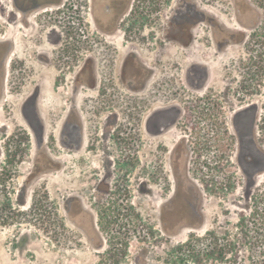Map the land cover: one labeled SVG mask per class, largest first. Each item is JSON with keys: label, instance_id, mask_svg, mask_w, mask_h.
I'll list each match as a JSON object with an SVG mask.
<instances>
[{"label": "flooded vegetation", "instance_id": "af4514ba", "mask_svg": "<svg viewBox=\"0 0 264 264\" xmlns=\"http://www.w3.org/2000/svg\"><path fill=\"white\" fill-rule=\"evenodd\" d=\"M5 1L0 139L39 150L27 175L61 170L64 159L50 153L55 144L83 177L85 195L68 198L72 206L105 207L108 199L118 205L130 189L148 192L154 203L160 183L168 215L177 204L178 220L198 230L207 221L208 195L227 219L238 180L242 202L257 199L264 122L259 138L243 136L253 123L250 104L241 106L228 119L232 136L220 138L222 110L235 99L230 88L221 96L206 88L212 58L252 30L250 0H85L82 25H75L69 0ZM185 59L184 69L173 66ZM203 125L211 131L206 139ZM205 141L213 144L217 182L197 189L188 168L203 158ZM3 148L4 166L19 160Z\"/></svg>", "mask_w": 264, "mask_h": 264}, {"label": "rangeland", "instance_id": "374dc122", "mask_svg": "<svg viewBox=\"0 0 264 264\" xmlns=\"http://www.w3.org/2000/svg\"><path fill=\"white\" fill-rule=\"evenodd\" d=\"M69 1L76 6L75 25L84 24L85 0ZM250 3L252 30L245 32L247 37L230 46L222 58H212V78L206 87L219 92V96L223 89L230 88V97L235 99L233 107L227 109L225 105L222 110V139L232 136L228 119L233 109L239 113V107L250 104L248 116L253 124L243 130V136L259 138L264 122V0ZM206 4L211 5L210 1ZM6 5L0 0V26L6 24ZM186 62L173 66L182 70ZM202 128L206 139L211 131L206 125ZM52 129L49 136L57 132L56 127ZM7 138L4 135L0 139V147H6L4 154L20 158L14 157L16 163L12 161L7 167L0 159V264H264V174L256 177L253 197L256 194L257 199L246 204L235 169L239 182L228 219L221 216L220 204L210 194L205 197L207 221L203 230H198L196 225L178 220L179 213L174 212L180 210L177 204L170 207L174 215H168L160 183L154 203L148 192L130 189L129 197L118 205L108 199L105 207H74L68 198L84 197V182L70 167L67 151L54 144L50 153L64 159L61 170L30 176L27 174L39 150L34 145L24 150L8 143ZM212 145L205 141L203 158L189 162L190 179L197 189L198 185L214 186L217 182ZM5 171L10 173L8 178L3 176ZM211 253H222L224 258L210 259ZM181 255L189 257L182 260Z\"/></svg>", "mask_w": 264, "mask_h": 264}, {"label": "trees", "instance_id": "16d2710c", "mask_svg": "<svg viewBox=\"0 0 264 264\" xmlns=\"http://www.w3.org/2000/svg\"><path fill=\"white\" fill-rule=\"evenodd\" d=\"M213 253V252H212ZM212 253L210 254V259H213V260H219V261H222L223 260V258H224V256H223V254L222 253H219V254H217V255H212ZM182 256V255H181ZM199 256V254H197L196 256H195V258L194 259H196L197 257ZM189 256H182V260H185V259H187Z\"/></svg>", "mask_w": 264, "mask_h": 264}]
</instances>
